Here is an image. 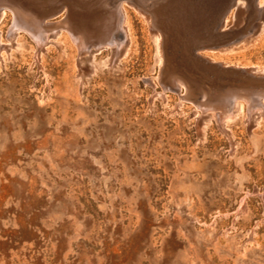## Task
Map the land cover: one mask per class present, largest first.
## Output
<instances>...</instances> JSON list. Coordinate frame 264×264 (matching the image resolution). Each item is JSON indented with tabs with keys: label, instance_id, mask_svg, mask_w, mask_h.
Wrapping results in <instances>:
<instances>
[{
	"label": "rangeland",
	"instance_id": "374dc122",
	"mask_svg": "<svg viewBox=\"0 0 264 264\" xmlns=\"http://www.w3.org/2000/svg\"><path fill=\"white\" fill-rule=\"evenodd\" d=\"M11 1L53 28L0 10V264H264V98L222 121L165 79L264 82V0ZM119 9L81 51L67 22Z\"/></svg>",
	"mask_w": 264,
	"mask_h": 264
},
{
	"label": "bare ground",
	"instance_id": "6f19581e",
	"mask_svg": "<svg viewBox=\"0 0 264 264\" xmlns=\"http://www.w3.org/2000/svg\"><path fill=\"white\" fill-rule=\"evenodd\" d=\"M7 8L13 13L14 29L25 28L31 30L38 42L45 38V31L48 32V30L53 28L52 24L38 21L32 13L23 9L19 4L11 0H0V10ZM120 12L119 9L117 12L112 11L108 14H104L95 21L92 26H86L83 27V29L74 27L70 22H67L68 28L74 34L81 51H83L84 48H89L91 45L102 43L113 45L118 43L119 40H122L123 35L119 33V30L122 26L123 15ZM249 31L251 30L249 29ZM192 41L193 40H190V42ZM119 47H121V45H119ZM188 48L191 55V51L196 47L194 48V45L191 43ZM184 58L183 61L179 63L183 68H180L178 64H175L172 57L169 59L171 65L165 71V79L167 80V83L172 86L185 85L190 100L197 103L204 110L211 107L213 109H218V115L222 121H224L226 115L229 114L228 112L234 107L237 98H242L247 101L251 112L261 104L264 98L263 81L253 80L249 76H247V80H242L223 75L221 72L213 73L212 71L214 70L210 67H206L205 65H202L201 67L193 61H191L190 66H188L185 65ZM243 77H246V75ZM245 208L246 199L244 198L239 210L241 211Z\"/></svg>",
	"mask_w": 264,
	"mask_h": 264
}]
</instances>
